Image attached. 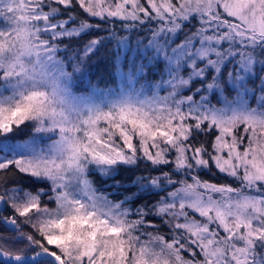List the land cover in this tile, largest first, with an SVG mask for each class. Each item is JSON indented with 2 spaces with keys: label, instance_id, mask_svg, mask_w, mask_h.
<instances>
[{
  "label": "snow or ice",
  "instance_id": "obj_1",
  "mask_svg": "<svg viewBox=\"0 0 264 264\" xmlns=\"http://www.w3.org/2000/svg\"><path fill=\"white\" fill-rule=\"evenodd\" d=\"M0 264H264V0H0Z\"/></svg>",
  "mask_w": 264,
  "mask_h": 264
},
{
  "label": "trees",
  "instance_id": "obj_2",
  "mask_svg": "<svg viewBox=\"0 0 264 264\" xmlns=\"http://www.w3.org/2000/svg\"><path fill=\"white\" fill-rule=\"evenodd\" d=\"M142 38L145 39V42H147V35L150 34H146V33H141L140 34ZM183 39V35H179L178 39H177V43L180 42V40ZM91 80V82L93 84H99L100 87H104L107 83L110 82V68L107 64V62L103 59V51L99 54V56H94L92 58V61L89 65V68L86 72V78L83 81V83L79 86V88L76 89V94L80 95L83 94L82 90L87 88V84H88V80ZM161 95H164L165 92L161 91L160 93ZM213 103H215V100H213ZM219 106V105H218ZM32 133L29 130H25V132L21 133V135L23 136V138L27 139V137L29 135H31ZM95 180V187H97L98 189H101L103 191H107V192H111L112 196H110V199H113L114 201L116 199H123V192L117 193L115 191L114 188L111 187V185H113V181L109 180L107 182H104L102 180V178H100L97 175L92 177ZM207 178V177H205ZM223 182V181H221ZM138 203H143V201H139ZM25 230H30L27 228V226H25Z\"/></svg>",
  "mask_w": 264,
  "mask_h": 264
}]
</instances>
